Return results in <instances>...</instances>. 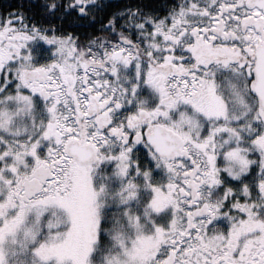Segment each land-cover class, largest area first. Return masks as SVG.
Instances as JSON below:
<instances>
[{
  "label": "snow or ice",
  "instance_id": "1",
  "mask_svg": "<svg viewBox=\"0 0 264 264\" xmlns=\"http://www.w3.org/2000/svg\"><path fill=\"white\" fill-rule=\"evenodd\" d=\"M0 264H264V0L0 7Z\"/></svg>",
  "mask_w": 264,
  "mask_h": 264
},
{
  "label": "trees",
  "instance_id": "2",
  "mask_svg": "<svg viewBox=\"0 0 264 264\" xmlns=\"http://www.w3.org/2000/svg\"><path fill=\"white\" fill-rule=\"evenodd\" d=\"M8 3H12L14 5L16 0H0V7L6 6Z\"/></svg>",
  "mask_w": 264,
  "mask_h": 264
}]
</instances>
